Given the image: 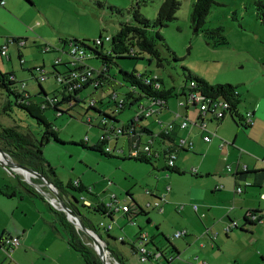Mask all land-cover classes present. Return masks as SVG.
I'll list each match as a JSON object with an SVG mask.
<instances>
[{
  "label": "rangeland",
  "instance_id": "rangeland-1",
  "mask_svg": "<svg viewBox=\"0 0 264 264\" xmlns=\"http://www.w3.org/2000/svg\"><path fill=\"white\" fill-rule=\"evenodd\" d=\"M21 1L23 2L21 5L16 4L12 11L8 10L14 14L0 15V46L13 37L20 38L19 44L13 41L8 42L9 58L0 54V71L12 74L16 81L25 82V91L33 100H37L43 96H39L40 85L49 96L54 94L61 96L59 92L61 87L55 77L56 72H65L67 68L64 63L73 61L68 54L70 44L67 40L77 39L90 47H84L90 56L86 62L98 69L104 60L102 57H96L91 50V47H94L93 41L101 36L104 46L100 51L104 54L108 53L111 41L104 40L106 36L112 38L124 23L136 24L133 16L136 9L144 18L154 21L164 0H31L32 4L27 0ZM178 1L180 5L175 12V18L158 28L166 44L178 59L175 60L173 54L163 47L160 48L163 59L161 66H156L154 60L149 64L148 54H144L141 59L113 58L106 62L108 76L102 84L97 88L90 85L79 91L80 101L71 110L60 115H56L52 108L43 112L62 141L60 143L52 140L42 147L45 161L53 167L54 173L48 172L50 179H56L63 185L68 181L74 183L81 180L90 187L91 194L85 191L69 190V198L73 200L74 196L79 199L76 203L79 210L98 226L97 234L109 245V249L118 255L120 251H124L126 255L131 252V238L122 231L118 232L120 236L115 239L108 237L104 228L98 224L100 220L106 225L112 221L107 217L105 219L100 213L88 212L86 207L82 206V201L86 199L93 202L98 199V194L95 193L104 187L108 188L109 182L112 183V187L108 189L109 195L111 192L116 194L120 204L123 203L124 200L121 201V199L124 197L130 200L124 191H118L122 186L127 185L130 186L131 191L140 194V198L147 197L151 200V195H146L145 190L155 192L154 183L159 180L163 181L165 187L164 175H179L178 178L183 181L184 176L193 173L191 168L182 173L161 168L162 165L165 167V159L162 156L152 158L151 163L129 158V140L125 135L109 139L107 146L112 150V157H107L99 151L90 150L80 144L85 139L88 145L93 143L96 137L98 140L100 128H102L100 123L102 117L107 112L110 113L109 115L113 114L112 91L118 94V99L130 91V87L122 79L120 69L147 76L157 75L161 81V88L173 87L175 92H179L190 83L184 75L187 71L183 67H186L187 70L204 78L210 84L236 85L243 98L240 107L245 103L246 94L250 88L253 92L264 87V0H213L205 22L198 31L191 22L195 0ZM16 16L22 17L25 22L22 24ZM45 48H48L47 52ZM57 60L60 64L54 68L53 64ZM69 65L73 66L72 63ZM132 94L136 96L137 92ZM177 99L178 96L170 97L169 104L171 106L174 103L177 104ZM7 100L10 101L11 107L5 114L2 106ZM90 100L95 101L101 113L93 109L86 111ZM128 103L129 100L126 101L123 109L114 112L119 119L116 126L136 119L138 105H147L148 101L142 99L138 104L128 105ZM61 106L65 105L61 104ZM153 117L140 120V124L151 125L153 128L152 134L141 135L140 145L143 146L152 140V149L156 150L159 147L157 140L160 138L157 136V123H149L150 120L155 119ZM0 121L5 126H17L20 131L28 133L34 139L40 138L42 125L15 104V97L11 93L2 92L0 95ZM121 149H123L122 152L119 151ZM6 169L0 163V183L2 186H15L14 177H10ZM154 173L162 174V176L156 180ZM169 183L173 186L171 181ZM44 190L47 192V187ZM5 191L7 192L6 189ZM15 191L14 197L17 200L25 196L19 187ZM36 192L45 197L38 190ZM0 196L4 199L9 197L1 194ZM27 198L25 204L20 200L18 203H20L19 210L27 212L28 221L32 223L35 220L37 210L41 211L43 217L47 219L50 214L48 202L45 203L40 199L41 197L34 195ZM177 203L182 204L181 200ZM182 213L183 211L178 212L177 209H173L171 219L182 216ZM139 216L145 218L146 215ZM113 223L110 225L113 226ZM128 224L132 225L133 222ZM169 225L170 222L166 223L168 239L177 240L173 236L175 230L169 228ZM59 230L64 236V231ZM222 237L225 240L223 244L220 238L215 242L216 250L220 253L219 264H264L258 255L253 256L247 251L249 247L245 241H241L233 234H229L228 237L222 235ZM119 238L126 240L121 242ZM160 240L165 245H169V240L162 234H160ZM4 253L7 260L14 262L13 257L12 259L8 257L6 250ZM108 256L112 263L119 264L110 257V254ZM126 257L130 260L128 256ZM122 259L123 264H132L131 260L128 261L123 257ZM205 261H208V258Z\"/></svg>",
  "mask_w": 264,
  "mask_h": 264
},
{
  "label": "crops",
  "instance_id": "crops-1",
  "mask_svg": "<svg viewBox=\"0 0 264 264\" xmlns=\"http://www.w3.org/2000/svg\"><path fill=\"white\" fill-rule=\"evenodd\" d=\"M21 3H23L21 0H4V4H0V15L2 13L14 14L9 11H12L16 4L21 5ZM16 19L21 23L25 22L22 17L16 16ZM250 90L251 88L246 94L245 103L242 107L240 104L238 106L239 114L242 117L247 111H252V122L247 126H242L236 117L230 115L222 120H217L211 114H201L197 104L180 106L178 99L177 104L174 103L172 106L167 100L164 107L159 108L156 114L151 115L155 119L150 120L149 123H157V132L165 131V126L170 125L167 130L171 136L170 139L157 140L159 147L155 150L157 155L154 158L164 157V149L174 147L180 138L184 139V146L176 148L173 168H177L180 173L191 168L193 173L184 176L183 181L178 178L179 175H164L165 187L163 181L159 180L154 183L155 192L145 193L151 195V200L147 197L140 198V194L131 191L128 185L118 189V191H124L130 198L129 200L124 197L121 201L124 200L123 204H131L134 212L131 211L128 214L122 210H114L112 218L107 215L103 217L105 219L107 217L112 223L115 221L113 226L111 225L112 231L110 229V232H107L104 229L109 234L108 237L115 239L120 236L118 232L122 231L131 238V252L126 255L124 251H120L121 257L128 261L131 260L132 264H155L157 261H162L164 264H197L207 258V264H219L220 253L216 250L215 242L220 238L222 239L221 244H223L225 240L222 235L228 237L229 234H233L241 241H245L249 247L247 251L253 256L258 255L264 263V223H246V215L251 211L261 212L264 216V174L253 172L264 170V87L253 92ZM238 92L242 101L241 92L239 90ZM115 119L113 123H119L118 117ZM184 119H187L188 124L181 128L180 123ZM140 122L139 120L138 123H135L136 129L139 125L153 132L151 125L140 124ZM205 134L211 135L212 138L209 142L203 140ZM222 140L230 143L222 147L220 146ZM96 141L97 137L94 142ZM238 164H246L247 172L241 173L240 168H237ZM226 165H231L233 169L237 170V173L228 172ZM161 168L166 169V162L165 167L162 165ZM193 169L194 171H192ZM7 171L10 173V177H14L15 186H2L0 183V189L5 187L8 188V191H15L19 187L25 195L19 198L23 204L28 199L27 196L41 197L40 199L45 203L48 202L50 214L45 219L41 211L37 210L35 220L30 223L26 217L27 212L19 210V200L14 197L16 191L12 195L13 198L9 196L8 199H4L0 196V240L5 235H15L21 240L20 245L11 251L10 259L13 257L14 262L7 260L4 253L6 247L0 244V264H85L79 254L68 245L65 234L64 236L60 234L59 229L62 230V228L49 208V205L55 208L54 205L45 197L40 196L36 192L37 189L27 182L20 172L17 170ZM161 176L162 174L154 173L156 180ZM80 182L88 187L83 181L80 180ZM245 182L249 184H245ZM108 185V188L104 187L95 193L99 197L95 200L107 203L112 198H118L113 192L109 195L108 189L112 187V183L109 182ZM43 186L46 189V186ZM238 186L242 187L240 193L235 191ZM43 193L51 198L54 197L48 190ZM0 194L4 195L1 191ZM156 200L159 202L161 210L156 207L144 209L145 203H153ZM178 200H181L182 204L178 205ZM87 202L89 201L87 200ZM192 204L198 205L196 211ZM141 209L143 211H140ZM173 209H177L178 212L183 211L182 216L172 220ZM139 215L146 216L144 218ZM130 216L134 220L132 225L128 224ZM230 220H235L238 227L225 232L224 227ZM105 222L108 221L105 220ZM168 222H170L169 228L175 232L185 230V234L175 238L177 240L170 241L166 233L168 229L166 223ZM140 231L147 233L146 246L152 254H159L157 260L150 256L149 260L140 261L138 255L133 251L132 243L137 244L135 239ZM205 231H207L206 234ZM160 234L169 240V245H165L160 240ZM125 240L123 238L120 241L124 242ZM170 256L171 259H169Z\"/></svg>",
  "mask_w": 264,
  "mask_h": 264
},
{
  "label": "trees",
  "instance_id": "trees-1",
  "mask_svg": "<svg viewBox=\"0 0 264 264\" xmlns=\"http://www.w3.org/2000/svg\"><path fill=\"white\" fill-rule=\"evenodd\" d=\"M27 1L31 2L30 0ZM212 4L213 0H195L191 12V22L197 31L204 24L206 16ZM179 5L180 3L178 0H164L158 9V15L154 21H149L148 19L144 18L137 9L134 10L133 16L134 20L136 21V24L124 23L120 26L119 30L114 34V36L110 40L111 45L108 53L104 54L99 49L94 50L91 47V50L94 52L95 56L102 57L104 60L103 64L100 67H105L108 69L106 62L113 58L126 57L141 59L143 58L144 54L149 55V64L152 62V60H154L156 66H161L163 59L161 57L160 48H165L171 54H173V51H171L169 46L166 44L165 39L158 30V28L160 26L166 25L169 21L175 18V12L179 8ZM155 28L157 29L154 30ZM12 41L18 43V41H20V38L13 37ZM67 41L68 43H73L76 45L84 46L86 48H90L87 47L82 41H79L77 39ZM173 57L175 60L178 59L174 54ZM19 58H21L20 53ZM56 65L58 64H53V67L55 68ZM64 65L67 68L65 72H56V74L62 75L63 79H65V77L68 76L67 74L71 71L69 63L65 62ZM183 68L187 71L184 75L186 79L190 80V83L187 87L180 89L179 92H175L173 87L161 88V81L159 80L157 75L147 76L142 74H135L134 72L124 71L120 69L123 81L126 82L130 87V91L127 92L124 97H122L123 105L126 104V101L128 102V100V105H133L138 104V102L142 99H146L147 101H160L161 103L158 105V107L161 108L165 106L164 104H162V102H167L170 97L178 96L179 101L181 99H184L188 93L193 92L198 93L199 95L204 97V99L201 100V103L206 99H223L228 101L230 105V112L228 115L236 117L238 119L237 121H239L242 126L249 125L244 124V117H242V115H240L238 111V106L241 100L236 85L230 83L210 84L204 78L195 75L189 70H187L186 67ZM55 77L57 79L58 75H56ZM105 79V75H97L94 78H90L86 81L81 82L78 87L71 89H68L66 84L59 81L61 87V91H59L61 94L60 97L56 94L49 96L43 89V87H41L40 85L39 96H43H41L37 100H33L30 95H28L27 97H23L22 94L19 92L17 84L20 81H16L12 74L0 71V95L2 94V92L13 94L15 97V104L18 107L22 108L24 111H26L31 117L35 118L38 124L42 125L40 138L34 139L28 133L20 131L17 126H5L0 121V147L14 162L27 166L43 174L56 187L58 194L62 196L67 207L74 211L80 217L87 229L93 230L95 232H97L98 226L94 225L92 221L88 219L87 216L79 210L76 205V203L79 202V199L74 196L73 200L69 198V190H75L78 192L85 191L90 193V188L84 186L80 182V180H77L74 183L72 181H68L65 185H63L56 179H50L48 175V172L53 174L54 171L53 167H51L47 163V161H45L43 157L42 147L45 143L51 140L60 143H62V141L58 136L57 130L50 123V121L46 119L43 112L44 110L51 108L55 111L56 115L68 112L80 101L78 97L79 91L92 85L94 81L101 80L102 84ZM156 83H158V86H156ZM135 91L137 92L136 96L132 94ZM112 93H115L116 97L118 98V94L115 91H112ZM54 98H56L55 101H53ZM90 101L87 105L86 111L89 109H93L94 111L101 113L102 111H100V109L96 107V104H91ZM61 104H64L65 106H61ZM113 105L115 106L116 102L113 101ZM139 106L140 105H138V108ZM10 107L11 103L7 100V102H5V104L2 106V111L6 114ZM109 114L105 113L102 119L106 121V125L110 126L109 129L111 131L113 127H116V124L113 123V121L116 120L114 109L113 114ZM106 117L112 122L108 121ZM144 118L146 117L142 115L137 116L136 119H131L129 120V122L122 123L121 125L122 133L119 136L125 135L128 137L129 149L132 147V144L134 142H136L138 145L141 144L140 138L143 133L152 134V132L145 127H141L138 125V129L135 128V123H138L139 120ZM101 125L102 128H100V133H102L105 129V125L103 123ZM119 136H116L114 138H118ZM157 136L160 139L171 138L169 133L164 131L158 132ZM80 144L90 150L99 151L107 157L113 156L112 152L104 151V148L107 147L108 140L98 139L96 142L89 145L86 143V141L83 140L80 142ZM169 149L172 148L168 147L164 149L163 152L165 162L169 154ZM175 152L177 151L175 150ZM156 155L157 153L155 152V150L151 149V153L147 156L144 154H140L139 156L129 155V158H133L135 160L142 161L145 163H151L152 158L156 157ZM167 168L170 171L180 173L177 168H170L166 165V169ZM235 172L237 173V170ZM246 172L247 170L241 171V173ZM253 172L264 174V170H258ZM30 181L35 186H37L40 191L45 192L43 186L44 184L41 182V180L35 177H31ZM5 189L7 190V192L5 191ZM5 189H0L2 194L7 196H12L15 194V191H8V188ZM84 201H86V199L82 201V206L86 207L88 212L90 211L93 213H100L102 216L107 215L112 218L114 211L107 207L106 203L94 200L93 202H89V204H85ZM49 208L56 216V221L59 223V226L64 231L66 242L75 252L79 254V256L83 259L84 263L102 264L99 256L97 255L92 246L90 238L79 228L75 227L69 220H67L66 214L63 211L57 210L51 205H49ZM140 211L143 210L141 209ZM248 222L249 221H247L246 219V223ZM248 224L251 223L249 222ZM107 235L109 234L107 233ZM107 249L109 250L110 257L114 259V261H117L119 264H123V259L120 255L110 250L109 246L107 247Z\"/></svg>",
  "mask_w": 264,
  "mask_h": 264
},
{
  "label": "built area",
  "instance_id": "built-area-1",
  "mask_svg": "<svg viewBox=\"0 0 264 264\" xmlns=\"http://www.w3.org/2000/svg\"><path fill=\"white\" fill-rule=\"evenodd\" d=\"M0 4L3 5L4 4V0H0ZM104 40L109 41L111 40V38L109 36H106L104 38ZM12 41L11 40H7V42L3 45L0 46V54L2 56H6L7 58H9V56L7 55V47H8V42ZM14 42V41H13ZM22 42H20L21 44ZM19 44V41H18ZM70 47L68 49V54L70 55V57L72 58L73 61L71 62H67L69 64L72 63V67H71V71L67 74L68 76L65 77V79H63L62 75H58V82H63L64 84H66L68 89L71 88H76L80 85L81 82L86 81L90 78H94L97 75H105V78L108 76L107 75V68L105 67H99L98 69H95L93 67H91L86 60L90 57L89 54L86 52V49L84 48V46L81 45H76L73 43H69ZM94 47H92L94 50H102L103 46H104V42L103 39L101 38V36H99L96 40L93 41ZM46 47V45H45ZM45 51H48V48H45ZM60 61L57 60L55 64H59ZM101 84V80L98 81H94L92 83V85L97 88V86H99ZM193 84V83H192ZM25 82L20 81L17 84L18 90L19 92L22 94L23 97H27L29 94L27 91H25ZM156 86H158V83H156ZM45 98V97H44ZM111 99L116 102V105L114 106V112L118 111L119 109H123L124 105L122 103V98L118 99L116 97L115 93H112L111 95ZM204 97L199 95L198 93H193L190 92L187 94V96L184 99H181L178 101L180 106H185L187 104H197L199 107V110L201 112V114H211L215 119L217 120H222L223 118H225L226 116H228L229 112H230V105L228 103V101L223 100V99H206L205 101H203L201 103V100H203ZM56 98L53 99V101H55ZM91 104L95 103L94 100L90 101ZM160 101H148L147 105H141L139 106L137 112H136V118L137 116H144V117H149L153 114H156V112L159 110L158 105L160 104ZM166 102H162V104H165ZM252 111H247L244 115V124H250L252 122ZM100 123L105 125V129L103 130L102 133H100V136L98 139H105L108 140L111 138H114L116 136H119L122 133V126H116L113 127L110 131V126L106 125V121L104 119H102L100 121ZM188 124L187 119H184L181 121L180 123V127L184 128L186 127ZM169 126H165V131L164 132H168V128ZM162 132V131H161ZM158 134V133H157ZM211 135L210 134H205L203 136V140L205 142H209L211 140ZM86 142H88L85 139ZM107 142V141H106ZM230 142L226 141V140H222L220 143V146H224L226 144H228ZM185 144L184 139H179L178 143L174 146L171 147L172 149H169V154L166 160V165L168 167H173L174 166V161L176 158V148L177 147H183ZM151 149H152V140L146 142L145 144H143V146L138 145L136 142H134L132 144V147L130 148V152L129 155L131 156H139L140 154H144V155H149L151 153ZM104 151L106 152H112L111 148L109 146L104 148ZM120 152H122L123 150H119ZM237 168H240L239 171H245L247 170V166L246 164H238ZM226 169L228 172H235L236 169H233V167L231 165H226ZM194 171V169L192 170ZM245 184H249L248 182H245ZM235 191L237 193H240L242 191V187L238 186L236 187ZM146 194H151V191L146 189L145 190ZM86 204H89V202L84 201ZM54 207L56 209L59 210V206L54 202L53 203ZM106 206L109 207L110 209L114 210H122L128 214L131 213V211H133L134 209L131 208V204H123V203H119L117 198H112L109 202L106 203ZM150 207H156L158 209L161 210V207H159V202L156 200L153 203H149L147 202L144 205V209L146 208H150ZM193 209L196 211L198 209V205L197 204H192ZM264 207V205H263ZM137 208V207H136ZM135 208V209H136ZM232 208V207H230ZM139 209V208H138ZM143 209V208H142ZM134 212V211H133ZM246 219L247 221H249L251 224L252 223H264V216L261 212H254L251 211L246 215ZM130 222H133V218L130 216L129 218ZM248 222V223H249ZM99 226L103 227L106 231H109L111 229V225L108 223L107 225L104 224L103 222L99 223ZM238 227V223L235 220H230L226 226L224 227V231L225 232H229L232 229H235ZM207 231H205L206 234ZM183 234H185V230H181V231H176L174 232L173 236L175 238L182 236ZM120 240H122V238H119ZM147 239H148V235L146 232L140 231L138 233L137 236V244L132 243L133 245V251L138 255L140 261H146L149 260L150 256L152 259L157 260L159 257V254H152L146 244H147ZM20 238L18 236L15 235H5L1 237L0 240V244H2L3 246L6 247V253L8 255L9 258H11V251L12 249H14V247H17L20 245ZM109 254V253H108ZM171 259V256L170 258ZM155 264H164V262L162 261H157ZM196 264V263H195ZM197 264H207L206 261H202L201 263H197Z\"/></svg>",
  "mask_w": 264,
  "mask_h": 264
},
{
  "label": "water",
  "instance_id": "water-1",
  "mask_svg": "<svg viewBox=\"0 0 264 264\" xmlns=\"http://www.w3.org/2000/svg\"><path fill=\"white\" fill-rule=\"evenodd\" d=\"M0 163L7 168L8 170H17L21 171V174L24 176L25 180L31 183L39 192L44 194L40 189L35 186L29 179L26 178V173L30 175L29 177H35L41 180V182L48 188L49 192L53 194L54 197H49L44 194L45 198L53 205L55 202L59 207L60 211H63L66 214L67 220H69L75 227L83 231L91 240L92 246L99 256L102 264H110L107 260V254L109 250L107 249L106 242L93 230H89L85 227L80 217L71 209H69L64 202L62 196L57 192L56 187L41 173L21 164H18L11 160L9 156L2 150L0 147Z\"/></svg>",
  "mask_w": 264,
  "mask_h": 264
},
{
  "label": "bare ground",
  "instance_id": "bare-ground-1",
  "mask_svg": "<svg viewBox=\"0 0 264 264\" xmlns=\"http://www.w3.org/2000/svg\"><path fill=\"white\" fill-rule=\"evenodd\" d=\"M18 172L21 173V171H18ZM29 176H30V175H28V174L26 173V178L29 179V180H31V177H29ZM32 178H33V177H32ZM106 257H107V260L110 262V264H114V263L111 262V260H110V258H109V256H108V254H107Z\"/></svg>",
  "mask_w": 264,
  "mask_h": 264
}]
</instances>
